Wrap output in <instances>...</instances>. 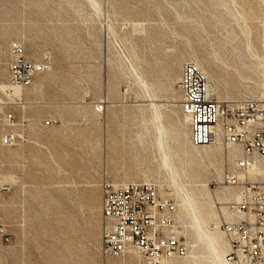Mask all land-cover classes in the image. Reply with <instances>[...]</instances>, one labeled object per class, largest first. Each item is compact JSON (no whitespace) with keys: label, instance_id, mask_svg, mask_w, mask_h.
<instances>
[{"label":"rangeland","instance_id":"1","mask_svg":"<svg viewBox=\"0 0 264 264\" xmlns=\"http://www.w3.org/2000/svg\"><path fill=\"white\" fill-rule=\"evenodd\" d=\"M14 40L46 66L24 107L1 87ZM187 61L221 100L264 98V0H0V264H103V186L133 182L179 205L188 254L167 264H224L208 232L219 221L226 258L239 193L224 175L239 152L192 145ZM10 111L29 120L11 126ZM9 131L18 138L5 145ZM228 190L235 199L223 200Z\"/></svg>","mask_w":264,"mask_h":264},{"label":"built area","instance_id":"2","mask_svg":"<svg viewBox=\"0 0 264 264\" xmlns=\"http://www.w3.org/2000/svg\"><path fill=\"white\" fill-rule=\"evenodd\" d=\"M8 74L11 87L26 91L46 66L27 56V47L21 40L8 45ZM179 87L180 107L188 117L191 142L196 146L219 142L234 147L238 155L224 178L236 187L239 199L228 203L233 218L223 224L230 245L228 260L236 264H264V177H249L258 159H264V98L221 100L209 89L204 70L195 62H186L181 71ZM18 106L24 107L26 98L16 95L13 88L4 91ZM102 105L98 109H102ZM11 126L28 121L14 112L4 114ZM48 126L50 118H43ZM18 138L7 132L2 143L11 145ZM0 186L6 182L0 179ZM101 212L105 221L101 243L103 264H162L188 253V243L176 220L174 203L162 197L152 182L113 186L106 183L102 189ZM136 253L140 263L130 256Z\"/></svg>","mask_w":264,"mask_h":264},{"label":"bare ground","instance_id":"3","mask_svg":"<svg viewBox=\"0 0 264 264\" xmlns=\"http://www.w3.org/2000/svg\"><path fill=\"white\" fill-rule=\"evenodd\" d=\"M249 35V34H248ZM247 35V36H248ZM250 36V35H249ZM251 44H250V42H248V47L250 46ZM187 62H189V61H187ZM192 62H194V61H192ZM186 63V62H185ZM184 63V64H185ZM195 63H197V62H195ZM183 64V65H184ZM198 64V63H197ZM199 65V64H198ZM200 66V65H199ZM183 67V66H182ZM201 67V66H200ZM202 68V67H201ZM203 69V68H202ZM205 72V71H204ZM206 73V72H205ZM206 76H207V74H206ZM138 78H140V77H138ZM207 79H208V76H207ZM143 81V80H142ZM144 83V82H143ZM142 83V84H143ZM146 85H148V83H146ZM208 86H209V89L210 90H212L213 92H214V90H213V86L209 83V79H208ZM1 87H3V89H2V91H5L6 89H8V88H13V90H14V93L16 94V95H24L25 96V91H22V90H20L18 87H11L10 86V84H8V85H6V86H4V85H1ZM148 88V87H147ZM146 89V88H145ZM215 93V92H214ZM216 94V93H215ZM160 105V104H159ZM182 110V109H181ZM183 112V111H182ZM183 114H184V112H183ZM185 115V114H184ZM186 116V115H185ZM186 118L188 119V117L186 116ZM188 123H189V121H188ZM190 126V125H189ZM161 129V128H160ZM164 131H165V129L162 127V129H161V133H160V137H164ZM190 141H191V138H190ZM192 143V142H191ZM217 144H222L221 142H219V143H217ZM217 144H215V145H217ZM192 145H194L193 143H192ZM194 146H196V145H194ZM205 146H210V145H205ZM205 146H201V147H205ZM227 148H230V150L228 151V155L230 156V157H234L235 156V152H236V148H234V147H227ZM219 154L222 156H224V150H220L219 151ZM170 167H172L171 165H170ZM259 167H261V171L259 172ZM226 174L227 173H225V175H224V178H225V176H226ZM249 177H251V178H257V179H260V178H263L264 177V159H258L257 161H256V163L253 165V167L251 168V170H250V172H249ZM124 185H126V184H124ZM113 186H121L120 184H117V183H113ZM228 186H230V187H233V186H231V185H228ZM160 192H161V195H162V197H165L166 196V193L165 192H163L162 190H160ZM236 193L235 192H233V191H225V192H223V196H222V198H223V200H230V199H235V197H236ZM190 197H191V199L194 201V202H196L197 200L195 199V197H194V194H191L190 195ZM239 199V198H238ZM231 202V201H230ZM176 206H178L179 207V205L178 204H176ZM209 206V204L207 203V202H202V204H201V210H202V212L204 211V210H206L207 209V207ZM178 207H177V212H176V215H175V218H176V220L181 224V222L179 221V219H178V215L180 214V208L178 209ZM229 207V206H228ZM208 215H211L213 218H217L218 216H217V213H216V211L215 210H212V212H209L208 213ZM201 218H202V220L204 219L202 216H201ZM215 223L217 224V227H216V231H209L208 232V235H209V239H210V241L214 244V246L216 247V246H219V249L218 250H216V252L217 251H219V254L218 255H220L219 257H220V259L222 260V262L224 263V264H231V263H233V262H231L230 260H228V258H227V256H226V258H224V252H225V250H224V245H223V237H222V235L219 233V231H217L218 230V224H219V221H215ZM197 230V229H196ZM208 230V229H207ZM201 233V232H200ZM225 233V232H224ZM207 235V236H208ZM226 235V234H225ZM200 238V237H199ZM191 242L192 243H195L196 242V239L194 238V236H192L191 237ZM228 245H229V242H228ZM215 248V249H216ZM229 251H230V245H229ZM188 254V253H187ZM217 255V256H218ZM187 256V255H186ZM186 256H184V257H186ZM184 257H182V258H184ZM218 258V257H217ZM130 259L133 261V262H135V263H140V261H141V258H140V256L138 255V254H136V253H133L131 256H130ZM175 259H180V258H172V259H169V260H166L165 262H163L162 264H167V263H169V262H171L172 260H175ZM219 259V258H218ZM213 260H215V259H213ZM216 261V264H219L218 263V261H217V259L215 260ZM231 262V263H230ZM221 264V263H220ZM234 264H236V263H234Z\"/></svg>","mask_w":264,"mask_h":264}]
</instances>
